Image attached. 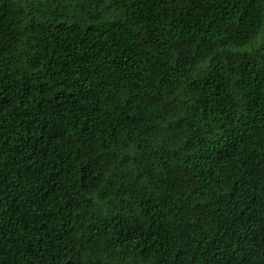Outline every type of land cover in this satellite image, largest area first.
<instances>
[{
  "label": "trees",
  "instance_id": "trees-1",
  "mask_svg": "<svg viewBox=\"0 0 264 264\" xmlns=\"http://www.w3.org/2000/svg\"><path fill=\"white\" fill-rule=\"evenodd\" d=\"M0 264H264V0H0Z\"/></svg>",
  "mask_w": 264,
  "mask_h": 264
}]
</instances>
